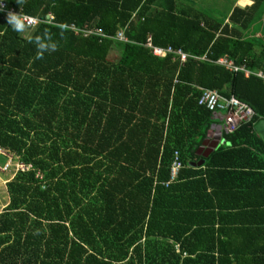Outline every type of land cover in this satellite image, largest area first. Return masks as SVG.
<instances>
[{
	"label": "trees",
	"instance_id": "trees-1",
	"mask_svg": "<svg viewBox=\"0 0 264 264\" xmlns=\"http://www.w3.org/2000/svg\"><path fill=\"white\" fill-rule=\"evenodd\" d=\"M249 1L221 24L173 0H7L52 23L17 33L0 13V150L31 167L5 184L0 264H264V84L216 63L264 72V36L248 41L264 0ZM45 33L56 47L37 59ZM201 90L253 117L196 172L214 122Z\"/></svg>",
	"mask_w": 264,
	"mask_h": 264
},
{
	"label": "built area",
	"instance_id": "built-area-1",
	"mask_svg": "<svg viewBox=\"0 0 264 264\" xmlns=\"http://www.w3.org/2000/svg\"><path fill=\"white\" fill-rule=\"evenodd\" d=\"M13 12L22 15L26 18V23L28 27L26 29H33L40 23L51 24L52 17L51 15H47L44 20L33 18L30 16H26L22 13V10H14L13 8H9L6 6L3 10H0V13L4 14L6 17L7 12ZM69 29L74 31L75 33H81L83 36L88 35H98L104 37L100 30H91L88 28L78 29L74 25H70ZM119 40H124L122 33H118L116 36ZM145 46L150 49V52L153 56L160 58L168 54L175 55L180 62H184L187 56L181 50H173L170 47L167 48H158L154 47L151 44L150 38H147ZM203 59V58H202ZM205 59V58H204ZM216 63L223 68L227 69V71H231L233 73H242L245 78H249L254 76L260 79L264 83V72L257 71L251 72L245 68V66H236L231 60L227 57L219 58ZM197 105L205 108L208 112H210L214 119H216L220 114L222 115V127L226 133H232L236 131L241 125L248 123L253 117V111L246 105L235 98H222L216 91L211 90H201L200 96L197 101ZM4 153V152H3ZM11 158V157H10ZM12 158L2 167V172L5 170L8 171L10 168L14 170V173L17 171L25 172L30 170V166H25L21 163L15 162L12 163ZM15 164V166H14ZM182 169V163L180 156L177 151L173 153L172 162L170 164L169 169V179L164 183V186L167 187L169 184L175 182L178 178V174ZM38 177V175H37Z\"/></svg>",
	"mask_w": 264,
	"mask_h": 264
},
{
	"label": "crops",
	"instance_id": "crops-1",
	"mask_svg": "<svg viewBox=\"0 0 264 264\" xmlns=\"http://www.w3.org/2000/svg\"><path fill=\"white\" fill-rule=\"evenodd\" d=\"M173 1H175L177 4H180L182 6L191 7L194 10H197L198 12L202 13L206 17L208 16L210 18H213L215 21H217L221 24L227 23V20H228L231 12L233 11V9L235 7L243 9V8L248 7L250 5L249 0H173ZM222 11H224V12L222 13ZM249 35L250 36L248 38V41H249V39H252V38L261 39V37L264 36V33H263V31L259 32V31H254V29H251ZM224 57H227V56H224ZM204 58L205 57H203V59ZM229 60H231V59H229ZM239 66H244V65H239ZM240 74H242V73H240ZM242 76H243V74H242ZM246 79H248V78H246ZM221 117H222V115L220 114L216 119H214V122L211 124L210 130L206 136V139L204 140L203 144L200 146V148L197 151V157H199L200 159H197L194 163H192L188 167L192 171L204 172L205 169L207 168L204 164V162H205L204 160H208V158L215 152V150H217L218 147L227 146V143L224 139V134H227V133L224 131V129L222 127ZM254 132H255V130H254ZM255 134H256V132H255ZM238 170L239 169H231L230 171H231V173L235 174L237 172H240ZM246 171L247 170L242 171V172H246ZM211 172H216V170H213ZM204 178L206 179L205 175L202 173L200 176L196 177V179H200V180L204 179ZM214 180L216 183H218L219 178L215 177ZM247 182L249 183V181H247V179H245L244 177H242L239 180V183L245 184Z\"/></svg>",
	"mask_w": 264,
	"mask_h": 264
},
{
	"label": "clouds",
	"instance_id": "clouds-1",
	"mask_svg": "<svg viewBox=\"0 0 264 264\" xmlns=\"http://www.w3.org/2000/svg\"><path fill=\"white\" fill-rule=\"evenodd\" d=\"M7 0H0V10L6 6ZM17 4L20 5L23 0H16ZM6 24L17 33H23L26 28L28 27L26 23V18L22 15L13 13L11 11L7 12L6 14ZM30 43H33L37 49V59H41L43 57V53L46 51H54L55 50V43L51 42V38L45 33L42 36H35L34 38L30 39Z\"/></svg>",
	"mask_w": 264,
	"mask_h": 264
},
{
	"label": "rangeland",
	"instance_id": "rangeland-1",
	"mask_svg": "<svg viewBox=\"0 0 264 264\" xmlns=\"http://www.w3.org/2000/svg\"><path fill=\"white\" fill-rule=\"evenodd\" d=\"M260 11L261 12L264 11V3L262 4V6H260ZM223 12L224 11H222V13ZM252 29H254V31H259V32L263 31L264 33V14H262L261 20L253 25ZM10 157L11 156H7L5 153H3V151L0 150V211L3 209V207L7 203V194L5 191V184L8 181V179H10L14 174L13 168L12 169L10 168L8 171L6 170L4 172L1 171L2 167L9 161V159L12 158ZM12 163H15V162H12Z\"/></svg>",
	"mask_w": 264,
	"mask_h": 264
},
{
	"label": "water",
	"instance_id": "water-1",
	"mask_svg": "<svg viewBox=\"0 0 264 264\" xmlns=\"http://www.w3.org/2000/svg\"><path fill=\"white\" fill-rule=\"evenodd\" d=\"M256 134L260 137L264 144V121L260 120L254 127Z\"/></svg>",
	"mask_w": 264,
	"mask_h": 264
}]
</instances>
